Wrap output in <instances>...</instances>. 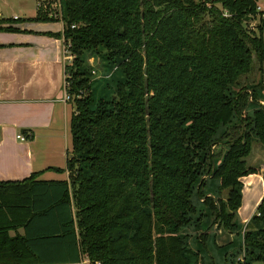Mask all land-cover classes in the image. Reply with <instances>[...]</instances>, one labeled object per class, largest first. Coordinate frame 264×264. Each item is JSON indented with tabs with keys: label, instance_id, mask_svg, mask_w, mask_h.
Masks as SVG:
<instances>
[{
	"label": "trees",
	"instance_id": "trees-1",
	"mask_svg": "<svg viewBox=\"0 0 264 264\" xmlns=\"http://www.w3.org/2000/svg\"><path fill=\"white\" fill-rule=\"evenodd\" d=\"M58 5L63 31L53 37L74 57L64 68L73 112L65 167L51 171L68 181L36 173L0 183V264H51L35 247L53 242L70 246L68 264H200L210 229L237 230L240 180L259 172L245 160L253 142L264 144V105L258 84L239 82L253 61L264 67L259 0ZM43 6L28 22L51 20ZM3 22L0 31L15 32ZM85 53L122 71L110 100L93 103ZM19 227L21 237L8 235ZM244 229L249 263L264 264V199Z\"/></svg>",
	"mask_w": 264,
	"mask_h": 264
},
{
	"label": "crops",
	"instance_id": "crops-1",
	"mask_svg": "<svg viewBox=\"0 0 264 264\" xmlns=\"http://www.w3.org/2000/svg\"><path fill=\"white\" fill-rule=\"evenodd\" d=\"M39 4L53 7L56 16L49 22H28L37 15ZM58 13V0H0V20L18 22L12 24L15 32L0 31V183L20 182L36 173V181H68L67 173L51 171L65 167L70 144L68 122L73 112L69 101H63L65 41L53 37L63 31ZM256 79L250 86L258 84L255 98L263 99L264 83ZM18 135L24 141H17ZM263 167L240 180L237 220L242 225L264 199ZM204 188L205 197H213L217 182L207 181ZM212 230L215 235L226 234L222 246L233 242L232 235L222 228ZM16 234L21 237L23 228L8 233L10 237ZM35 250L51 264H68L71 257L70 246L61 242L38 245ZM73 264L88 262L82 259Z\"/></svg>",
	"mask_w": 264,
	"mask_h": 264
},
{
	"label": "rangeland",
	"instance_id": "rangeland-1",
	"mask_svg": "<svg viewBox=\"0 0 264 264\" xmlns=\"http://www.w3.org/2000/svg\"><path fill=\"white\" fill-rule=\"evenodd\" d=\"M259 7L262 11H264V0H259ZM51 9V10H50ZM53 7L50 8L48 5H44L42 8V15L46 17L47 19L54 18L56 15L54 14ZM18 23L17 21H12V22H3L2 26H9L11 30L12 24ZM255 23V22H254ZM254 23H251V27L254 26ZM262 39L264 43V31L262 32ZM70 55V53H69ZM85 59L83 61V71L86 72V77L88 78L90 82V89L92 92V98H93V103L97 102L98 100H110L112 98L113 94V86L123 77L122 71L116 70L113 67L109 66L103 59L102 57L94 56L88 53H85ZM71 56V55H70ZM74 57L71 56L70 60H67V65L66 67L68 68L69 66H72ZM252 72L246 76L240 78L239 82L241 85H252L254 84L252 80L257 78L256 80H261L264 83V67H262L260 70L258 68V65L255 61H253L252 64ZM263 73V74H262ZM261 79L259 78V75H261ZM65 88H69V81L66 83ZM263 99L259 100L258 98H255V101L258 102L261 105H264V92L262 94ZM255 108L254 105L249 106L248 108V113H251L252 110ZM264 144H259V143H252L251 146V151H250V156L245 160L247 166H251L256 170H260L262 166L264 165ZM70 144L67 146V150H69ZM225 148L223 147L222 149L217 148V154L221 155L223 153V150ZM216 152V151H215ZM220 161V156L217 158V162ZM261 165V166H260ZM264 174V167H263V173ZM208 181H213L216 182L215 180H208ZM217 192L214 193L216 195ZM225 192H221L220 195L225 196ZM194 205L197 208H201L200 204L198 203L197 198L194 196L192 198ZM236 224H237V230L231 234L233 239L232 243H228L225 246H222L223 242L225 241V236L226 234H222L219 232L217 235H215V230L213 231L212 229L209 230L207 233L208 235V241L206 245L200 246L199 251L200 256L202 257V262L200 264H238V262L242 261V263L245 264H250L248 256L246 254V249L244 246V239L243 237V232H244V227H245V222L243 225L236 219ZM193 226L188 229H184L182 233L184 234H190L191 236L194 234L193 231ZM237 234V235H235ZM217 244L219 248H217ZM195 248V245L193 249ZM251 264H260V263H251Z\"/></svg>",
	"mask_w": 264,
	"mask_h": 264
},
{
	"label": "built area",
	"instance_id": "built-area-1",
	"mask_svg": "<svg viewBox=\"0 0 264 264\" xmlns=\"http://www.w3.org/2000/svg\"><path fill=\"white\" fill-rule=\"evenodd\" d=\"M256 10L257 11H261L260 7H257ZM68 48H69V42L68 41L66 43L64 42V46L62 48V56H63L64 61H67V60L71 59V56L69 55ZM65 85H66V82H65V78H64V90L66 89ZM63 101L64 102H68L69 101V96L66 94V92H65ZM15 139L17 141L19 140L20 142L24 141V138L22 136H20V135H18ZM238 264H245V263H242V261H240V262H238Z\"/></svg>",
	"mask_w": 264,
	"mask_h": 264
}]
</instances>
